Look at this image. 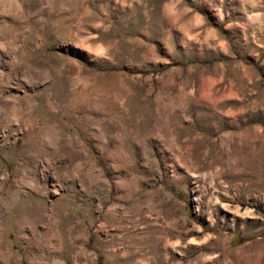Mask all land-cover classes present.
<instances>
[{
  "label": "rangeland",
  "instance_id": "374dc122",
  "mask_svg": "<svg viewBox=\"0 0 264 264\" xmlns=\"http://www.w3.org/2000/svg\"><path fill=\"white\" fill-rule=\"evenodd\" d=\"M0 264H264V0H0Z\"/></svg>",
  "mask_w": 264,
  "mask_h": 264
},
{
  "label": "bare ground",
  "instance_id": "6f19581e",
  "mask_svg": "<svg viewBox=\"0 0 264 264\" xmlns=\"http://www.w3.org/2000/svg\"><path fill=\"white\" fill-rule=\"evenodd\" d=\"M248 215V214H247Z\"/></svg>",
  "mask_w": 264,
  "mask_h": 264
}]
</instances>
